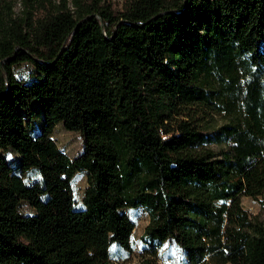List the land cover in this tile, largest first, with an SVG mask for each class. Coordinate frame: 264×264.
<instances>
[{
    "label": "trees",
    "instance_id": "16d2710c",
    "mask_svg": "<svg viewBox=\"0 0 264 264\" xmlns=\"http://www.w3.org/2000/svg\"><path fill=\"white\" fill-rule=\"evenodd\" d=\"M29 2L0 19V264H116L136 207L149 215L140 264H160L167 239L188 264H264V221L241 204L264 207V0ZM23 62L29 81L14 73ZM60 122L81 136L73 159L53 138Z\"/></svg>",
    "mask_w": 264,
    "mask_h": 264
},
{
    "label": "rangeland",
    "instance_id": "374dc122",
    "mask_svg": "<svg viewBox=\"0 0 264 264\" xmlns=\"http://www.w3.org/2000/svg\"><path fill=\"white\" fill-rule=\"evenodd\" d=\"M29 1L30 0H0V19L5 23L9 22V18L23 19L27 15L28 10H32ZM31 1H36L39 4H42L40 7L43 5L50 7L52 4L57 5L61 2V0ZM109 2L113 10H118L122 5L123 0H109ZM69 6L72 7L71 0H69ZM34 71V66L29 62H23L14 67L15 75L27 81L31 80ZM28 108L32 111L33 115L32 123H30L32 128L31 132H37L43 121L41 102L35 98L29 103ZM22 114L26 116L25 111H22ZM224 120L225 117L223 115L214 114L213 116V122L215 124H220ZM53 138L58 147L71 159L75 158L83 151L80 134L76 131L65 129L61 122L56 124L53 131ZM211 146L212 148L217 149L218 144H212ZM3 153L13 171L17 174H21L19 155L11 148L5 150ZM36 177L37 172L35 170H29L24 173V180L26 182H31ZM71 184L73 187L76 207L80 208L83 206L82 199L84 190L87 186L86 172H76L72 177ZM241 204L249 215L257 216L264 221V207L261 205L259 199L242 196ZM19 210L22 214H32L34 212L32 207L26 201L20 202ZM124 211L135 224L131 234V250L127 251L119 247L117 244H112L110 246V255L116 264H140L142 257L147 254V246L141 241L140 236L148 224L149 215L141 207L125 208ZM157 259L160 264H188L186 252L183 251L172 239H167L158 249Z\"/></svg>",
    "mask_w": 264,
    "mask_h": 264
}]
</instances>
